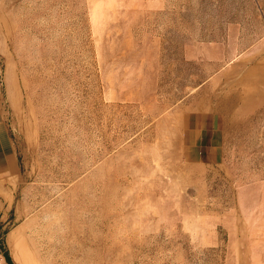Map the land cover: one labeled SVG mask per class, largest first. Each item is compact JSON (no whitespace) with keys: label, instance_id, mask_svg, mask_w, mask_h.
I'll return each instance as SVG.
<instances>
[{"label":"rangeland","instance_id":"rangeland-1","mask_svg":"<svg viewBox=\"0 0 264 264\" xmlns=\"http://www.w3.org/2000/svg\"><path fill=\"white\" fill-rule=\"evenodd\" d=\"M0 264H264V0H0Z\"/></svg>","mask_w":264,"mask_h":264},{"label":"crops","instance_id":"crops-1","mask_svg":"<svg viewBox=\"0 0 264 264\" xmlns=\"http://www.w3.org/2000/svg\"><path fill=\"white\" fill-rule=\"evenodd\" d=\"M1 124V120H0ZM8 142V134L3 131V126L0 125V156L6 155L8 152H6L5 147L7 148L9 144Z\"/></svg>","mask_w":264,"mask_h":264}]
</instances>
